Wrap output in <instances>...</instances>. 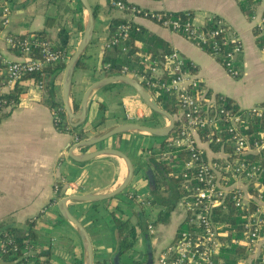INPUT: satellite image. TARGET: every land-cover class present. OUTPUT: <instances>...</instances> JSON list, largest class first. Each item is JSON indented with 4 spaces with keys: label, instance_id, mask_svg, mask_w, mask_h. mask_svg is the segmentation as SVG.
Listing matches in <instances>:
<instances>
[{
    "label": "crops",
    "instance_id": "crops-1",
    "mask_svg": "<svg viewBox=\"0 0 264 264\" xmlns=\"http://www.w3.org/2000/svg\"><path fill=\"white\" fill-rule=\"evenodd\" d=\"M125 1L158 13L192 11L193 22L197 25L203 24L209 15L223 18L243 41L241 77H230L217 58L182 35L150 19L120 13L111 6L110 0H90L95 14V31L84 54L88 68H77L72 79L73 102L80 104L85 92L105 78L104 44L109 38L110 22L113 17H123L164 40L170 50L182 53L195 65L201 87L211 95H220L242 110L264 103V52L256 44L253 21L245 18L236 0ZM60 5L50 0H10L6 8L11 14L4 33L27 35L41 32L46 29L48 19L58 18V24L48 31L55 44L61 41L62 35H69L68 54L71 57L83 37L84 30H79L78 23L82 22L85 28L87 15L79 0H62ZM0 54L3 64L23 58L21 54L10 51L3 39L0 41ZM63 77L64 70L54 73L48 91L40 89L34 82L28 83L19 102L0 112V231L5 226L15 227L19 235H26L28 223L32 222L38 238L37 246L43 253L50 252L51 264H75L78 260L84 264L85 243L75 226L61 214L59 201L62 198H58L55 186L58 185L66 196L108 193L120 185L128 171L123 160L115 156H97L86 162L76 161L70 156L77 144L75 134L57 130L52 109L46 104L53 101L63 107ZM10 89L0 86V96ZM128 115L134 119H128ZM151 116L152 111L133 88L127 85L105 87L92 93L86 119L81 126L89 131L88 137H92L124 123L154 127L167 124V119L162 117L161 124L151 125ZM160 142L158 137L129 133L87 150L73 152L80 156L101 149H117L125 153L135 167L134 178L119 196L97 203H67L70 213L90 237L94 264H114L119 253L113 214L131 219L139 233L134 248L120 256V264L146 263L148 252L152 254L153 264H161L163 251L174 241L186 217L181 204L166 221L158 222L161 206L144 207L143 212H134V206L128 200L130 195L136 194L143 200H151L153 192L147 175L152 172L156 184L163 188L165 177L149 161V151L158 147ZM202 147L206 149L204 144ZM206 151L207 158L212 157L211 151ZM145 215L150 217L145 224L147 231L142 218ZM150 224L154 225L153 234L148 228Z\"/></svg>",
    "mask_w": 264,
    "mask_h": 264
},
{
    "label": "built area",
    "instance_id": "built-area-1",
    "mask_svg": "<svg viewBox=\"0 0 264 264\" xmlns=\"http://www.w3.org/2000/svg\"><path fill=\"white\" fill-rule=\"evenodd\" d=\"M114 8L120 13L131 15L133 18L150 19L165 29L182 35L195 46L211 54L224 66L227 74L232 78L242 75L243 66L240 57L244 51L241 37L221 17L209 15L206 21L197 25L192 21L182 22L174 19L169 13H158L135 5H127L123 0H110ZM257 12L253 16L254 28L264 33V3L256 6ZM11 11L5 8L3 27L8 22ZM214 22L216 29L207 30L206 24ZM4 40L7 47L18 51L22 55L21 61L7 62V78L5 85L13 88L17 81L27 74L41 72L44 67L60 62H67L70 57L53 49L51 43L39 38L15 39L13 36L0 30V41ZM129 39V28L121 25L104 44V50L114 48L123 53L128 51L125 43ZM231 45L224 51L223 46ZM33 49H38L39 58H31ZM264 52V46L262 48ZM108 64L106 68H109ZM122 75H128L140 82L150 95L157 101L161 92L175 95L181 106L180 114L174 116L181 127L179 135L174 139V146L186 149L190 158L186 163L183 177L187 188L192 193L185 196L181 202L188 216L189 225L193 231L177 233L174 241L163 251L161 264H215L219 253L220 240L223 234L219 233L213 221V210L224 205L230 196L235 206L241 210H250L256 203V210L249 212L245 222V238L235 241L251 251L250 263L253 259L264 261V130L258 135H248L243 128L252 120L264 121V103L252 108L235 109L232 105L227 108L225 102L220 103L216 96L211 95L201 87L196 75V67L176 49L169 52H160L159 55H142L138 59V67L128 71L123 67ZM42 89V86L39 85ZM56 120L57 112L52 109ZM128 119H134L130 115ZM245 125V126H244ZM244 126V127H242ZM206 131L204 140L200 132ZM223 134L230 136L232 153L224 150L215 152L212 146L223 144ZM81 140L75 135V142ZM206 146L212 153L207 158ZM55 191L58 198L66 197L58 185ZM135 196V195H130ZM137 201L143 207H152L151 200H143L137 196ZM193 201H191V200ZM149 231L154 233V225H149ZM4 249V242L0 241ZM43 252L38 246H31L26 257H33ZM21 264H36L34 258ZM49 264V263H46Z\"/></svg>",
    "mask_w": 264,
    "mask_h": 264
},
{
    "label": "trees",
    "instance_id": "trees-1",
    "mask_svg": "<svg viewBox=\"0 0 264 264\" xmlns=\"http://www.w3.org/2000/svg\"><path fill=\"white\" fill-rule=\"evenodd\" d=\"M10 0H0V30H4L3 23L5 21L3 17V11L6 8L7 2ZM52 3L58 5L62 0H50ZM126 2L125 0H123ZM159 1V0H152ZM237 4L248 21H252L253 16L257 12L256 6L264 3V0H236ZM127 3V2H126ZM111 4V3H110ZM127 5H130L127 3ZM112 7H114L111 4ZM264 15V10L262 12ZM174 19H179L182 22L192 21L193 12H178V13H169ZM58 24V18L48 19L46 22V29L41 32L27 34V35H12L15 39H33L39 38L44 41L51 43L53 49L60 51L65 55H69L68 51V40L69 35H62L61 41L59 43H54L51 40L50 33L48 30L53 28ZM121 25H126L129 28V39L125 43L128 47L127 52H122L118 48L111 50H105L104 59H103V71L105 77L112 75H121L123 67H127L128 71H133L138 67V59L145 54H150L153 56L159 55L160 52H169L166 42L156 36L153 33L148 32L146 29L140 25L125 19L123 17H113L110 22V33L111 37ZM228 28L231 29L229 24ZM79 30L83 31L84 27L82 22L78 23ZM207 30L216 29L214 22H209L206 24ZM256 44L262 49L264 46V33L253 28ZM231 45L223 46L224 51L229 50ZM9 49V48H8ZM12 52L20 54L16 50L9 49ZM113 51V52H112ZM206 51L210 54L211 49L206 48ZM31 58H39L40 53L38 49H33L30 53ZM85 55L80 59L77 68L86 69L88 65L84 62ZM220 58L219 62H222ZM110 65L109 68H106L107 65ZM66 63L60 62L52 65H48L43 68L41 72L27 74L23 76L15 86L10 89V91L4 95L0 96V112L3 108L11 106L15 103H18L20 96L27 90V84L34 82L36 85H41L42 89L48 91L50 88L51 77L54 73L58 71H63L65 69ZM7 78V67L6 64H3L2 57L0 54V86L5 85V80ZM115 86H122L124 84L111 85L106 88H111ZM220 100V95L216 96ZM225 102L227 108L232 105L235 109L238 110L233 103H231L226 98L220 100V103ZM158 105L165 111H167L173 117L180 114L181 106L178 98L170 93L161 92L157 97ZM46 104L51 108L55 109L57 112L56 120H54L55 126L60 132H72L74 133L79 140H84L88 138V130L84 129L82 126L74 127L71 126L66 117V113L63 107L53 101H47ZM74 110L79 109V104L73 102ZM2 115H0V118ZM104 118H102L103 120ZM151 125L161 124L162 117L157 113L152 112V116L149 119ZM245 126V125H244ZM242 126V127H244ZM181 124L179 121H175V126L172 133L165 138H160L161 142L156 148H152L149 152L150 163L154 164L159 174L162 177H165V183L163 188H160L158 184L155 185V189L152 191L151 204L153 206H161V210L158 214V222H164L170 216V214L177 209L181 204L183 198L192 193L190 187L187 188L185 184V179L183 174L185 172V166L187 161L190 158V154L186 149L177 148L174 146V139L179 135V129ZM246 134L248 135H258V133L264 130V121L261 120H252L243 128ZM205 130L200 132L201 138L204 140ZM223 144L212 146V150L215 152L224 150L227 153H232L231 149V140L230 136L223 134ZM133 207L134 212H143V205L137 201V197L131 196L128 199ZM191 200V199H190ZM193 201V200H191ZM256 210V203L253 202L250 210H241L237 208L229 196L224 205L214 208L213 210V221L215 226L218 228L219 233L223 234L219 238L221 244L219 248V253L216 257L215 264H264V261L260 258L253 259L250 263L251 251L248 247L244 245L236 244L235 241H239L245 238V222L249 212H254ZM136 214V213H135ZM115 220V230L117 234V246L120 256L131 251L136 242L139 239L138 228L132 225L131 219H122L114 215ZM29 230L26 235H19L17 233V228L15 227H4L0 231V241L4 242V249L0 246V264H21L28 261V259L34 258L36 264H51L50 252L49 253H39L33 257H26L25 253L28 252L31 246L37 247V235L33 229L34 224L32 222L28 223ZM264 226V223H263ZM193 229L188 222V216L185 217L184 222L178 229V233L183 231H193ZM261 253L264 254V249L261 250ZM75 264H83L82 260H78ZM132 264H142L140 262H133ZM145 264V263H143Z\"/></svg>",
    "mask_w": 264,
    "mask_h": 264
},
{
    "label": "water",
    "instance_id": "water-1",
    "mask_svg": "<svg viewBox=\"0 0 264 264\" xmlns=\"http://www.w3.org/2000/svg\"><path fill=\"white\" fill-rule=\"evenodd\" d=\"M79 1L83 6L84 11L87 15V24L85 25L81 42L79 43L75 53L66 62V66L64 69V77L62 83L63 109L66 113L68 121L72 124V126L80 127L84 122V120L86 119L89 100L93 92L111 85L124 84L133 88L152 112L157 113L161 117L166 118L169 122L163 127H154L139 123H124L104 133H100L95 136L88 137L73 146V149L71 151L72 153L70 154V156L76 161L86 162L94 159L97 156H104V155L115 156L122 159L125 162L128 171L126 177L120 183V185H118L111 192L102 193V194L98 193V194H86V195H69L62 198L59 201V208L61 214L63 215L64 218H66L69 222H71L75 226V228L77 229V231L79 232L85 243L84 264H94L93 246L90 237L86 229L83 227V225L70 213L67 207V203L70 201L97 203L106 200H111L119 196L128 188L132 179L134 178L135 167L132 160L125 153L117 149H101L96 152L82 154L80 156L78 155L76 156L73 152L80 149L87 150L88 148L99 145L115 136L129 134V133H141L153 137L165 138L172 133L175 126V119L172 115H170L167 111L163 110L158 105L157 101L150 95V93L144 88V86L140 82H138L137 80L133 79L128 75H122V74L108 76L94 83L85 92L81 100V103L79 104V109L77 111L74 110L72 92H71L72 79L80 59L83 57L87 48L92 42V38L95 31V14L90 0H79ZM147 177L150 182L151 190L153 191L156 185L154 173L153 172L150 173L149 175H147ZM143 225H144V230L147 231L146 225L145 224ZM114 264H120L119 253L116 255L114 259ZM145 264H153V257L151 252H148V260Z\"/></svg>",
    "mask_w": 264,
    "mask_h": 264
},
{
    "label": "rangeland",
    "instance_id": "rangeland-1",
    "mask_svg": "<svg viewBox=\"0 0 264 264\" xmlns=\"http://www.w3.org/2000/svg\"><path fill=\"white\" fill-rule=\"evenodd\" d=\"M223 98H224V97H223ZM167 123H169L168 120H167ZM151 199H152V198H151ZM158 206H159V205H158ZM142 218H144V219H143V223H144V224H146V223L148 222L147 219H150V217H149L148 215H145V216L142 217ZM148 248H149V247H148Z\"/></svg>",
    "mask_w": 264,
    "mask_h": 264
},
{
    "label": "bare ground",
    "instance_id": "bare-ground-1",
    "mask_svg": "<svg viewBox=\"0 0 264 264\" xmlns=\"http://www.w3.org/2000/svg\"><path fill=\"white\" fill-rule=\"evenodd\" d=\"M124 162V161H123ZM125 163V162H124Z\"/></svg>",
    "mask_w": 264,
    "mask_h": 264
}]
</instances>
